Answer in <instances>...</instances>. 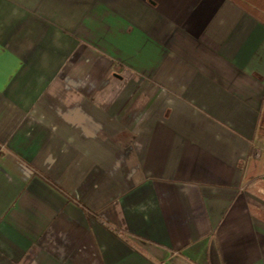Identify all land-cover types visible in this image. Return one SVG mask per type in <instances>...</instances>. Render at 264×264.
<instances>
[{
    "label": "crops",
    "instance_id": "1",
    "mask_svg": "<svg viewBox=\"0 0 264 264\" xmlns=\"http://www.w3.org/2000/svg\"><path fill=\"white\" fill-rule=\"evenodd\" d=\"M0 264H264V0H0Z\"/></svg>",
    "mask_w": 264,
    "mask_h": 264
}]
</instances>
